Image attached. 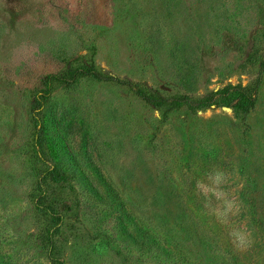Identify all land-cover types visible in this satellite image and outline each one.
<instances>
[{
	"label": "rangeland",
	"instance_id": "1",
	"mask_svg": "<svg viewBox=\"0 0 264 264\" xmlns=\"http://www.w3.org/2000/svg\"><path fill=\"white\" fill-rule=\"evenodd\" d=\"M213 165L246 251L196 194ZM54 226L59 264H264V0H0V264H53Z\"/></svg>",
	"mask_w": 264,
	"mask_h": 264
},
{
	"label": "clouds",
	"instance_id": "2",
	"mask_svg": "<svg viewBox=\"0 0 264 264\" xmlns=\"http://www.w3.org/2000/svg\"><path fill=\"white\" fill-rule=\"evenodd\" d=\"M231 181L232 175L227 169L213 165L202 179L196 181V194L203 198L204 214L213 217L217 224L229 228L228 236L233 248L246 251L255 241L247 225L233 223V219L241 213V204L227 190ZM40 264H46V261L42 259Z\"/></svg>",
	"mask_w": 264,
	"mask_h": 264
},
{
	"label": "trees",
	"instance_id": "3",
	"mask_svg": "<svg viewBox=\"0 0 264 264\" xmlns=\"http://www.w3.org/2000/svg\"><path fill=\"white\" fill-rule=\"evenodd\" d=\"M76 73H74L71 78H62V77L59 78V76L51 75V76H49V79L47 80V83H51L53 77H56L59 80H64L65 82H68V83L73 82L78 77V75ZM86 73H91V75L94 78L102 79L101 74L98 71H96L95 69H93V68H88L86 70ZM109 78L113 79V77H109ZM119 81H121V80H119ZM125 83H127V84L129 83L130 84V82H128V81H125ZM131 86L135 89V91L137 92V94L139 96H141L144 100H146L149 103H160V104L164 105V104H167V103H183V102H186V101L190 102V99H189L188 96L171 97V98L150 97V96H148L147 94H145L143 92V89H140V88L136 87L133 84H131ZM48 95H49V92L41 91L31 101V115H32L33 123L37 127V130H38V132H39L41 137L46 134L45 126H44V124H42L41 116L43 114L44 107L46 105ZM201 103H203V102H201ZM39 154L42 155V152H40ZM47 173L51 174V175H55L56 169L55 168H48L47 171L45 170L44 172H42V176H46ZM55 217H56L55 218L56 219V224H58L60 222V220H59V218L56 215H55ZM55 227L56 226L45 229V231L47 233V245L46 246H48L49 251L51 252V253H49V255H50V258L52 260V263L53 264H59L61 259L59 257L54 256V254L52 253V250H53L52 249L53 248L52 245H53L54 232H55L53 229H55Z\"/></svg>",
	"mask_w": 264,
	"mask_h": 264
}]
</instances>
